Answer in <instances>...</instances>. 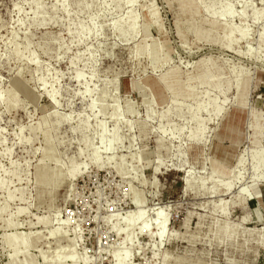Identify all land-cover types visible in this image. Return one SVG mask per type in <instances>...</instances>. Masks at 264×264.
<instances>
[{
  "label": "rangeland",
  "instance_id": "rangeland-1",
  "mask_svg": "<svg viewBox=\"0 0 264 264\" xmlns=\"http://www.w3.org/2000/svg\"><path fill=\"white\" fill-rule=\"evenodd\" d=\"M116 255L264 264V0H0V264Z\"/></svg>",
  "mask_w": 264,
  "mask_h": 264
},
{
  "label": "bare ground",
  "instance_id": "bare-ground-1",
  "mask_svg": "<svg viewBox=\"0 0 264 264\" xmlns=\"http://www.w3.org/2000/svg\"><path fill=\"white\" fill-rule=\"evenodd\" d=\"M143 209H140V210H137V211H135L134 213H133V215H134V217L136 218V220L137 221H140L141 219H143V216H144V214H143ZM144 213H145V211H144ZM159 213L160 212H158V213H154V215H152V217L154 218V216L155 215H157V216H159L160 217V215H159ZM153 214V213H152ZM151 217V220H153V218ZM129 218L130 217H128V216H126V218H125V223H126V227L128 228L129 226H130V222H129ZM156 219H157V217H156ZM159 220H160V218H159ZM152 222H154V221H152ZM156 222V221H155ZM158 222V221H157ZM160 222V221H159ZM164 222H165V220H164ZM166 223V222H165ZM160 225H159V227L157 228L158 229V232H157V236H159V237H161L163 234H164V230H165V227H164V225H163V222H161V223H159ZM157 226V225H156ZM130 228V227H129ZM146 229V228H145ZM21 241H22V243H21V246L22 247H24L25 246V240L24 239H21ZM10 244L12 245V246H17V243H16V240H14V239H10ZM67 258L69 259V262L71 261V262H75V260L73 261V255H70V256H67ZM75 259V258H74ZM82 260V259H81ZM122 260H123V258L119 255H116L115 256V261H116V263L117 264H122ZM78 261V260H77ZM76 261V263H78ZM84 261V260H83ZM75 263V264H76Z\"/></svg>",
  "mask_w": 264,
  "mask_h": 264
}]
</instances>
